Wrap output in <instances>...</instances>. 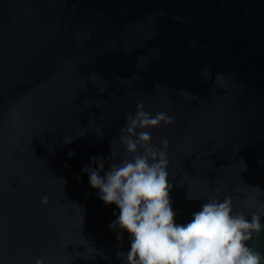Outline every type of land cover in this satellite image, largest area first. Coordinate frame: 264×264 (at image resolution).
I'll return each mask as SVG.
<instances>
[{
	"label": "water",
	"instance_id": "obj_1",
	"mask_svg": "<svg viewBox=\"0 0 264 264\" xmlns=\"http://www.w3.org/2000/svg\"><path fill=\"white\" fill-rule=\"evenodd\" d=\"M141 102L173 117L148 131L177 222L212 196L264 207V0H0V264H121L119 210L81 169L127 155Z\"/></svg>",
	"mask_w": 264,
	"mask_h": 264
},
{
	"label": "clouds",
	"instance_id": "obj_2",
	"mask_svg": "<svg viewBox=\"0 0 264 264\" xmlns=\"http://www.w3.org/2000/svg\"><path fill=\"white\" fill-rule=\"evenodd\" d=\"M161 123L172 124L173 117L165 111L153 114L138 103L120 129L127 155L111 149L107 169L102 156L90 157L81 169L97 196L119 210L108 227L128 233L130 247L117 252L121 264H264V253L250 243L264 232V207L245 214L236 210L230 195L212 196L203 200L187 222L176 221L169 195L173 183L168 140L154 145L148 131ZM254 188L261 191L259 186ZM188 197L200 199L189 193ZM41 201L46 203L47 197ZM33 264H45V259L38 256Z\"/></svg>",
	"mask_w": 264,
	"mask_h": 264
}]
</instances>
